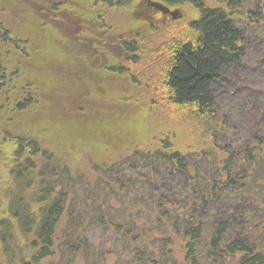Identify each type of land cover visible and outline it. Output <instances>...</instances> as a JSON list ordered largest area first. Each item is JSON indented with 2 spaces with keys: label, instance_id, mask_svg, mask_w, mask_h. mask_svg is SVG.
<instances>
[{
  "label": "trees",
  "instance_id": "trees-1",
  "mask_svg": "<svg viewBox=\"0 0 264 264\" xmlns=\"http://www.w3.org/2000/svg\"><path fill=\"white\" fill-rule=\"evenodd\" d=\"M8 1L15 15L6 20L16 18L14 24L20 25V33L10 32V39L9 33L3 38L20 47L12 50L8 60V82L0 70L2 143L12 144L4 155L16 164L22 159L26 171H16L18 191L10 192L8 210L0 218V264H66L63 257L70 251L74 253L70 260L66 257L69 264H180L171 258L173 250L169 249L175 236L185 240L184 262L189 264H204L203 258L212 264H229L232 259L231 264H264V191L254 192L253 185L241 190L242 178L232 175L237 166L245 175L248 167L264 165L263 141L260 138V145L253 146L245 140L243 147L238 142L226 143L222 148L217 144L225 121L218 116V93L214 88L225 82L226 74L247 56L238 21L256 23L252 16H241L245 3L215 0L218 5L211 6L209 0H163L195 7L198 17L181 18L163 26L156 32L167 34L160 43L158 34L152 36L149 30L146 33L150 35L145 33L143 40L141 33H133L129 40L125 36L116 39L115 34H109L106 40L98 36L94 39L88 24L83 23L86 31L79 36V44H73L67 33L47 29L45 17L26 0ZM30 1L48 4V0ZM82 1L83 7L91 2ZM0 4L4 7L2 0ZM19 4L25 9L19 11ZM20 12L25 16H17ZM258 13L263 17V8ZM119 16L130 15L126 12ZM114 19L116 15L112 14L107 22ZM112 44L120 50H116L117 55L111 53L108 62L101 54L109 51ZM62 47L69 49L63 52ZM74 47L78 50L70 51ZM48 54L56 57L47 58ZM91 54H100V59L94 60ZM50 59L76 64L73 69L87 77L97 70L99 86L86 82L77 104L63 103V112L55 113L57 107L51 96H60L64 89L58 73L43 67ZM106 62L109 66L103 73ZM50 112L55 121L44 129H51L48 131L52 139L60 140L68 132L85 141L95 126L109 141L133 140L139 129L140 119L134 120L138 117L144 130L154 129V135L143 148L112 161L95 163L94 179L81 178L80 193L89 195L75 201L76 192L66 183L81 174L70 173L64 160L49 153L50 145L45 139L15 137L4 130L13 115L29 113L34 120ZM258 119L251 113L242 120L243 127H256ZM196 134L202 147L192 154L183 151L187 138ZM138 142L141 140L136 138ZM202 161L205 168L198 165ZM97 187L104 191L98 194ZM99 229L114 234L109 258L103 252L97 253L100 239L93 242L88 236ZM202 241L208 246L204 250ZM88 248L94 251L90 253Z\"/></svg>",
  "mask_w": 264,
  "mask_h": 264
},
{
  "label": "rangeland",
  "instance_id": "rangeland-1",
  "mask_svg": "<svg viewBox=\"0 0 264 264\" xmlns=\"http://www.w3.org/2000/svg\"><path fill=\"white\" fill-rule=\"evenodd\" d=\"M28 5L32 7L34 10L37 11L38 14H42L41 10L30 0H26ZM63 3L64 5L61 6V15L60 16H67L66 22L60 24L61 32L63 35L66 33L68 34V38L71 39V42L74 44L76 41V44L78 42V38L81 35L82 32L79 33V31L76 29L78 26V23L74 20H70V13L69 10H65V7L67 5H81L83 1L79 0H58ZM105 3V1L101 0ZM243 3H245V8L242 9L244 12L241 16H252L251 19L255 20V24H248L245 20H239L238 21V28L241 32L243 38L245 39L246 45H247V56L243 59V61L236 65L235 68H233L232 72H229L226 74L225 82H221L220 84L216 85L214 88V92H217V108H218V116L224 118V127L221 129V133L219 134V137L217 138V144L221 148L226 143H233L236 144L237 142L241 147L244 146L245 140L247 143L251 145L258 146L260 145V138L262 139L263 143L261 144V147L264 150V16L260 15V11H264V0H261L259 3V0H242ZM101 3V2H100ZM209 3L211 6L218 5V2L215 0H209ZM2 4H4V7L0 4V26L1 24L5 26L7 29H9L10 32H13L18 34L20 33V25L16 26L14 23H16V18H13L10 22L6 20L7 16L15 15V11H13L12 7L13 4L11 1L8 0H2ZM85 4V3H84ZM130 5V4H129ZM128 5V6H129ZM252 5V8L250 7ZM260 6V8L258 7ZM23 5H18L16 8L21 11L24 10V8H21ZM21 8V9H20ZM108 9V7H105ZM126 11H123V8H120L119 12H115L113 9L106 10L105 12L109 14L110 18L113 15H116V19L110 20L111 23L108 22L107 28H110L109 34H115L116 39L119 37L125 36L127 40L128 36H132L133 33H141L140 40H143L145 38V33L149 30V28H146L145 26L139 27L137 25L138 23V17L143 11L141 6H137L136 9L131 13L128 12L131 8L126 6ZM182 14L184 15L182 19L185 20L197 18L198 13L196 12L195 7L192 8V6H189L187 4H182L178 6ZM63 10V11H62ZM126 12L130 16H119L122 13ZM251 12V14H249ZM255 12V13H254ZM21 14H17V16H25L24 13L20 12ZM68 13V14H66ZM246 13V14H245ZM263 13V12H262ZM139 14V15H138ZM126 17V18H125ZM262 18L259 19L257 18ZM112 19V18H111ZM250 19V18H249ZM258 20V21H256ZM140 21V20H139ZM8 22V24H6ZM172 24V23H171ZM171 24L169 26H171ZM178 24H176L177 26ZM79 29V28H78ZM78 32V33H77ZM147 35L149 33H146ZM158 34V42L161 40H164L167 36L166 32H159V33H152V36H155ZM150 35V34H149ZM137 36V35H136ZM115 37L112 40H115ZM10 42H6L3 38H0V70L3 71L1 75L4 77L5 72L8 70L7 67L10 66L9 59L11 58L12 50L15 52L17 48H19V45H16L17 43H12V40H9ZM108 43H110V40H107ZM114 43V42H112ZM160 43V42H159ZM158 43V45H159ZM80 46V45H79ZM88 45L83 46L84 48H87L89 52H92V48ZM115 44H112L109 48H112V53L114 52L116 55L118 52L116 50H120V48L116 47ZM83 47L81 49H83ZM67 49V48H66ZM64 47H62V51L64 52L66 50ZM69 49V48H68ZM67 49V50H68ZM80 49V48H79ZM80 49V50H81ZM78 50L76 47L74 49H71L70 51ZM95 51V50H94ZM98 55V54H97ZM75 57L78 55H74ZM56 57V55H47V58ZM94 57L91 54V58ZM98 57H94V60H97ZM57 59V58H56ZM54 60H48V64L43 65L44 69H52L53 71H56L58 73V76L60 77L59 82L62 83V87L64 90H62V93L60 96L53 95L51 96V102L55 105L56 110L55 113L62 111L63 112V106H61L63 103H68L71 106L74 104H77V94L81 91V87L76 85L74 82V77L77 73L76 70L73 69V66L76 64H69L64 63L61 61ZM160 64V63H158ZM156 65V64H155ZM154 70H156V66L153 67ZM97 71V70H96ZM75 74V75H73ZM5 83L8 82L6 76L4 77ZM94 79H97L96 76H93ZM161 80V76L159 77ZM1 80V76H0ZM64 80L67 82L66 84H63ZM100 81V80H99ZM2 84V82H1ZM97 86H99L98 82L95 83ZM5 86V85H3ZM48 97V96H46ZM50 100V98H49ZM9 105V104H7ZM61 106V107H60ZM60 107V108H59ZM4 111H0V218L6 213L8 210V203L10 202L11 195L10 192H17L18 190V184L15 180L16 171L19 170V174H25L24 170V164L22 163V159H20L19 164L14 163L12 160H10L7 155L4 153V150H9L8 146L3 144V137L4 133L2 132L3 129V114ZM258 115L259 119L256 121L257 125L256 127L250 129L249 127H243L244 122L242 120L248 119L250 116ZM54 113H43L38 116L36 119H32V115L25 114V113H19L17 115H13L12 118L9 119L10 124L8 126L5 125V129L7 132L11 131L12 135L15 137L18 136H25L26 138H38L45 139L44 142L48 145H50L49 153L53 154L57 159H62L65 161V163L70 168V173H80L81 177H75L71 180H68L66 183L69 188L75 190V194H73V199L75 201H78L80 198L87 197L89 194L83 193L81 191L82 186V180L81 178H85V181L87 180H93L96 174L94 164L96 163H104L107 161H112L115 157L119 155L126 156L128 153H130L132 150L138 148V147H145L148 145V142L150 138L154 135V129H151L150 131H145L142 127L143 123L141 122V117H138L134 120H139L138 126V132L134 136L133 140H122L120 142H113L106 139L105 134L103 132H98L97 127L92 126L90 128V137H88V140L82 141L79 140V138L75 135H72L68 132H66L62 137L57 139H52L50 133L48 130H45L44 128L51 124V121H55ZM255 121V120H254ZM252 126V124H251ZM111 126V128H113ZM76 137V138H73ZM260 136V137H259ZM136 138L138 140H141V142L135 143ZM76 139V140H75ZM5 146V147H4ZM12 147V146H11ZM111 147V148H109ZM202 144L199 138V135H190V137L187 138V141L184 145H182L181 149L187 153H194L198 148H201ZM225 154V153H221ZM224 156V155H223ZM242 158V157H241ZM261 158L264 160V152L261 154ZM210 161V160H209ZM264 163V161H262ZM200 162L198 163L199 167L205 168L206 163ZM204 164V165H203ZM252 166V165H251ZM17 168V170H15ZM211 166H209L210 171ZM236 170V171H235ZM247 174L243 175L244 172H242V169L240 166H237V168L233 169L232 175L233 176H240L242 179H240V186L241 190H245L248 185L254 186V192L257 191H264V165H259L257 168V164L253 167H248ZM257 171V173H256ZM137 172V170H136ZM131 174V173H130ZM261 175L260 179H257V176ZM56 178V176H55ZM135 178V177H134ZM65 177H62V180H65ZM258 181V184H253V181ZM57 181V180H56ZM71 182V183H70ZM61 183V182H59ZM245 184V186L243 185ZM20 187V186H19ZM97 193H101L104 191L100 187L96 188ZM28 191L26 192V194ZM16 194V193H15ZM114 203V201H112ZM117 208H122L116 203H114ZM119 206V207H118ZM72 207V205L70 206ZM75 205H73L72 208H74ZM82 206L77 207L79 211H81ZM200 208L198 212L201 210ZM77 214V213H76ZM76 216V215H75ZM75 216H72L74 219ZM67 215L62 220V226L66 222ZM71 217L68 218V222H70ZM200 215H197V222H199ZM205 219V218H203ZM207 221V220H205ZM133 222V221H132ZM127 222V223H132ZM139 224L140 222L134 221ZM132 225V224H131ZM87 231V230H86ZM90 233V234H89ZM88 233V236L93 242L96 240L95 238H98L100 240L97 241L98 250L97 253L103 252L105 257H108V251L114 249V241L115 237L114 234L110 231H104L102 229H99L96 231V233L92 234L91 232ZM92 234V235H91ZM185 243V240H183L180 236H175L173 243L169 246L170 250H173L171 253V258L178 259V262L180 264H189L188 262H184L185 258V247H183ZM206 241L201 242V250H204L208 246ZM90 253L94 251L93 248H88ZM72 252V253H70ZM64 255V262L66 264L69 260L73 257L74 251H70ZM96 256V255H95ZM202 256V255H201ZM203 257V256H202ZM109 258V257H108ZM230 259V258H229ZM233 260V259H232ZM232 260L229 264L232 263ZM202 262L204 264H212L210 261L203 258Z\"/></svg>",
  "mask_w": 264,
  "mask_h": 264
},
{
  "label": "flooded vegetation",
  "instance_id": "flooded-vegetation-1",
  "mask_svg": "<svg viewBox=\"0 0 264 264\" xmlns=\"http://www.w3.org/2000/svg\"><path fill=\"white\" fill-rule=\"evenodd\" d=\"M103 1H105L106 4H104V2H102L101 0H91L90 5L88 7L87 6L83 7L80 5L79 6L78 5L77 6L67 5L65 7L64 11H66V10L70 11L69 14L66 13V14L70 15L69 16L70 20H74V18H75V22L78 23V26L76 29L78 31L80 30L79 33L82 31H86V30L82 29V24L86 23V24H88L87 28H89L90 31H89V29H87V30H88L89 34H92L91 36L94 37V39H96V37L98 36L104 40H106V38L108 36L107 33L110 31L109 28L106 27L108 25V22H107L108 18H106V17H109V14L104 11V9H106L105 7H108V9H106V10L113 9L115 11L116 8H119V9L123 8L124 9L123 11H126V9H127L126 6H127V7L131 8L130 10H128V12L132 13L138 5L141 6L143 11L141 12L140 15L138 14L140 16V17H138V18H140L139 19L140 21L138 20L139 21L138 26L139 27L145 26L146 28H149L150 33H154V32L156 33L166 24L179 20V19H173L172 16H174V15L171 14L170 12L176 13V11H180V9L178 8V6L172 4L168 1H163V0H122L118 4L115 3V0H103ZM150 1L160 2V3L164 4L165 6H167L169 8L170 12L168 10H166V11L160 10V9L150 5L149 4ZM33 3L41 10V13H42L41 16L45 17L46 22L44 24L47 26V29L52 30L53 28H58V30L60 31L61 30L60 24L66 22L65 20H67V16H60L61 15L60 4H62L63 2L58 1V0L57 1L48 0V4H45V5L38 4L35 2H33ZM42 10H44V11H42ZM182 16H184V15L182 14ZM7 33H9L8 37L10 39L9 29H7L5 26H3L1 24V26H0V38H3V35H5ZM138 34L140 35V33H138ZM111 53L112 52L109 49V51L103 52V55L101 54V58L103 57L106 61L110 62V58H112ZM99 55L100 54L94 55V57L96 58ZM98 59H100V56ZM102 66L101 67L103 69L101 71L104 73V71L107 70V69L106 70H104V69L107 68L109 65L106 62L105 65L103 64ZM18 71H19L18 69L15 70V72H18ZM91 73H92V75L90 74L89 77L85 76L87 74L81 75V72L76 73V75L74 77L75 82H76L75 84L81 87V91L77 94L78 97H81L83 95L82 91L85 89V87H83V84L86 85V82H88L89 85L94 86V84L100 80V78L97 76H96L97 79L93 78V76H95L96 73L97 74L99 73L98 71H94ZM5 76H6V78H8L7 71L5 72L4 77Z\"/></svg>",
  "mask_w": 264,
  "mask_h": 264
},
{
  "label": "water",
  "instance_id": "water-1",
  "mask_svg": "<svg viewBox=\"0 0 264 264\" xmlns=\"http://www.w3.org/2000/svg\"><path fill=\"white\" fill-rule=\"evenodd\" d=\"M149 4L154 6V7H156V8H158V9H160V10H163V11L168 10L170 12L169 8L167 6H165L164 4L160 3V2L150 1ZM170 13L174 15V16H172L173 19H180L181 17H183L182 13L180 11H176V13L175 12H170Z\"/></svg>",
  "mask_w": 264,
  "mask_h": 264
}]
</instances>
